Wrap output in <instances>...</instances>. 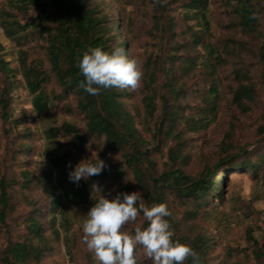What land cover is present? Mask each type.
Segmentation results:
<instances>
[{
	"label": "trees",
	"instance_id": "1",
	"mask_svg": "<svg viewBox=\"0 0 264 264\" xmlns=\"http://www.w3.org/2000/svg\"><path fill=\"white\" fill-rule=\"evenodd\" d=\"M150 1L153 25L163 39V46L159 52L150 53L143 62L141 87L135 92L101 89L95 96L79 87L84 77L77 63L83 52L89 47H100L108 52L121 47L128 56L130 53L127 48L129 39L122 33L130 25L129 21L121 22L124 17L120 13L115 17L112 1H0V26L5 36L19 49L34 44V52L40 53L44 59L39 66L30 60L32 55H28L30 74L35 76L34 91L42 84L48 87L47 94L41 92L33 96L34 111L45 114L53 100L65 102L74 98L77 110L85 119V129L65 121L61 126H51L43 131L47 139L67 137L68 150L51 157V167L36 179L28 169L21 172L20 181L15 177L1 176L0 225H8L7 220L13 217L19 204V196L32 209L24 219L25 232L0 253V264H44L60 246L73 260L76 243L71 235V222L66 218V204H87L100 185L125 178L136 183L137 191L141 192L147 205L167 204L172 213L167 219L174 231V240L197 251L201 264H210L208 252L212 249L213 239L207 232L196 230L194 222L214 198L224 199L227 173L244 169L255 175L264 172V150L255 158L243 153L244 148L233 151L231 132L225 134L221 157L215 164L206 162L197 177L185 170L190 160L187 134L210 127L219 117L223 98L222 68L231 66L228 70L235 83L232 102L239 109L250 111V104L259 101V84L254 72L259 71L264 82V0L224 1L230 15L228 26L244 37H230L220 45L206 37L211 31L209 0H175L186 9L184 16L188 20H197L199 24L197 30L189 25L188 31L178 29L175 17L169 12V0ZM253 12L259 14L258 19H249ZM186 32L190 33V39L185 36ZM3 49L0 41V51ZM10 62L0 56V118L9 128H15L24 123L26 116L15 117L11 108L17 69ZM198 70L208 89L200 90L198 86L191 91L187 88L188 80L193 79ZM137 95L141 96L139 104L134 102ZM194 95L200 100L192 106L188 100ZM65 109L71 115L75 113L69 103ZM261 130L264 131V126ZM144 134L150 135L151 140ZM162 135L166 136L168 143L167 161L165 169L159 171L152 148H156L155 143ZM18 138L19 141H14L11 156L19 163L26 162L32 150L30 129L25 127L19 131ZM170 140L174 141L173 146H169ZM88 148L98 149L99 158L104 161L112 153H118L121 161L100 175L81 179L78 184L72 183L68 173ZM217 171L221 173L216 181L214 175ZM39 187L49 194L59 192L57 198H49L48 210L53 217L48 226L42 221L37 201L27 196L28 190ZM174 206L183 211L178 213ZM140 218L143 219L142 214ZM142 224L147 226L145 221ZM246 234L250 241L246 251L253 255L257 264H264V241L259 244L251 232ZM139 264L145 263L139 261Z\"/></svg>",
	"mask_w": 264,
	"mask_h": 264
},
{
	"label": "rangeland",
	"instance_id": "2",
	"mask_svg": "<svg viewBox=\"0 0 264 264\" xmlns=\"http://www.w3.org/2000/svg\"><path fill=\"white\" fill-rule=\"evenodd\" d=\"M2 1V0H0ZM115 17L120 13L129 26L122 31L129 39L127 48L130 50L129 57L135 58L142 66L146 57L152 52H159L163 46V39L160 38L159 31L154 27L152 19V4L150 0H111ZM225 0H209V20L211 31L206 37L214 44L220 45V42L230 38H242V34L232 30L228 24L230 21L229 12L226 10ZM169 12L175 17L179 30L188 31L189 25L195 30L199 29L197 20H188L185 13L186 9L175 0H169ZM132 21V24H131ZM185 36L190 39V33L186 32ZM0 41L4 47L0 51V56L10 60L11 66L17 69L16 88L13 93L12 111L15 117L25 115L26 120L23 124L15 128H9L0 118V178L2 175L15 177L19 181L21 172L28 169L32 172L33 178L43 173L51 167L50 159L56 155H62L68 150V138L58 137L56 139H47L43 136V131L51 126H61L65 121L72 122L76 126L85 129V119L76 108V99L71 98L67 101L53 100L51 108L45 114H38L34 111L32 98L41 92L47 94L48 87L42 84L34 91L35 76L30 70L31 65L28 63L34 60L36 65L41 66L44 59L40 53L36 54L33 50L34 44H27L24 48L19 49L15 42L8 39L0 26ZM33 45V46H32ZM29 52H27V50ZM204 53V50H202ZM29 60V61H30ZM228 66L220 70L223 77V98L219 111L218 119L210 127L200 132H189L187 134L188 151L190 153L189 163L185 170L192 176L198 174L204 169L206 162L215 164L221 157L220 148L222 140L227 132L232 133V143L235 146L233 151L244 148L243 153L255 158L264 150V82L259 77V71H255V77L259 84V101L256 104H250V111L243 112L232 102V87L235 83L231 80ZM164 80V77H162ZM200 70L195 73L193 79L188 80L187 88L194 91L196 87L200 90L208 89L207 82ZM1 82V81H0ZM198 82V85H195ZM34 91V92H33ZM140 93V92H139ZM140 95L135 98L139 104ZM200 98L197 95L191 96L188 102L191 105L198 104ZM69 103L74 107L75 113L69 114L65 105ZM29 128L32 133L30 145L32 150L26 158V162L14 160L11 154L15 148L14 141H19L18 134L24 128ZM147 139L151 136L144 134ZM156 148L153 150V158L157 162L159 171L166 167L167 155L166 150L168 143L166 136L162 135L159 142L155 143ZM174 141H169V146H173ZM96 156L98 149L88 148L87 153L78 159L77 164L82 160ZM244 154V155H245ZM99 156V153H98ZM121 161L118 153H112L105 161L104 170L114 168V165ZM220 173H215V180L220 179ZM226 184L224 199L222 201L213 199L212 204L203 208L200 217L194 222V228L199 231L207 232L213 239L212 249L208 252V262L210 264H257L252 254H248L246 248L250 241L247 238V232H251L254 239L260 243L264 241V172L260 171L257 175L251 170L239 171L226 174ZM18 189V187L16 188ZM99 190L93 194L91 201L87 204L73 205L67 203L65 206L66 218L71 222V235L75 241L73 260L63 250V247H57L55 253L45 260L44 264H97L94 255L87 250L83 243L82 225L90 208L100 198L114 197L118 192L137 191L136 183L129 178L116 179L104 185H100ZM18 197L17 193L15 194ZM30 200L37 201L43 219L42 221L48 226L52 215L48 210L49 198L59 196V192L47 193L45 189L39 187L27 191ZM174 208L178 213L183 209ZM31 205L24 200H20L13 217L7 220V226L0 225V253L11 241H16L24 232V219L31 210ZM60 221V218H59ZM137 223L142 224L143 219L138 217ZM128 230H132L134 225H128ZM188 231L187 228L184 230ZM250 253V252H249ZM231 254V255H230ZM140 262L152 264L144 254L142 249L137 250Z\"/></svg>",
	"mask_w": 264,
	"mask_h": 264
},
{
	"label": "clouds",
	"instance_id": "3",
	"mask_svg": "<svg viewBox=\"0 0 264 264\" xmlns=\"http://www.w3.org/2000/svg\"><path fill=\"white\" fill-rule=\"evenodd\" d=\"M258 17L259 14L253 12L249 19ZM77 67L84 77L79 87L93 96L99 95L101 89L111 88L135 92L141 87L144 75L139 62L121 47L111 52L89 47L78 59ZM93 153L69 171L70 182L78 184L81 179L100 175L105 169V161L98 153L95 157ZM141 214L147 226L137 223ZM171 215L166 203L149 206L138 191L118 192L112 199L101 195L82 225L83 243L97 264H139L138 249L143 250L152 264H186L189 260L191 264H201L197 251L174 240V231L167 219ZM128 225L134 228L128 230Z\"/></svg>",
	"mask_w": 264,
	"mask_h": 264
}]
</instances>
